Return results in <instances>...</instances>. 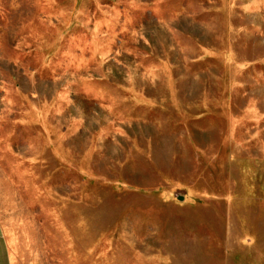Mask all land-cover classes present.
<instances>
[{"label": "rangeland", "instance_id": "374dc122", "mask_svg": "<svg viewBox=\"0 0 264 264\" xmlns=\"http://www.w3.org/2000/svg\"><path fill=\"white\" fill-rule=\"evenodd\" d=\"M0 219L21 264H264V0H0Z\"/></svg>", "mask_w": 264, "mask_h": 264}, {"label": "crops", "instance_id": "0c3cea01", "mask_svg": "<svg viewBox=\"0 0 264 264\" xmlns=\"http://www.w3.org/2000/svg\"><path fill=\"white\" fill-rule=\"evenodd\" d=\"M260 259H251L243 264H261ZM240 261H222L221 264H240ZM0 264H21L16 241L12 238L5 229V226L0 219Z\"/></svg>", "mask_w": 264, "mask_h": 264}]
</instances>
